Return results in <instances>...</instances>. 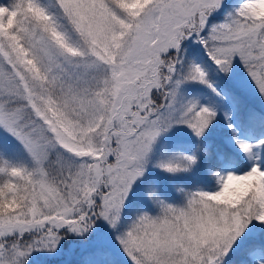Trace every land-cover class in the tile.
Listing matches in <instances>:
<instances>
[{
    "label": "snow or ice",
    "instance_id": "snow-or-ice-1",
    "mask_svg": "<svg viewBox=\"0 0 264 264\" xmlns=\"http://www.w3.org/2000/svg\"><path fill=\"white\" fill-rule=\"evenodd\" d=\"M61 256L264 264V0H0V264Z\"/></svg>",
    "mask_w": 264,
    "mask_h": 264
},
{
    "label": "rangeland",
    "instance_id": "rangeland-1",
    "mask_svg": "<svg viewBox=\"0 0 264 264\" xmlns=\"http://www.w3.org/2000/svg\"><path fill=\"white\" fill-rule=\"evenodd\" d=\"M233 2L235 4H238L241 2V0H233ZM219 19V18H218ZM199 49L197 48H193V53L194 54H198ZM240 72V69L237 68V73ZM193 89H185V95L186 96H191L193 93ZM243 103L245 105L251 104L254 105L255 107H257L258 109L261 107V103L260 100L257 96V94L254 92V89L251 86H247L246 87V95L244 97ZM226 108H230L231 105H225ZM222 126L218 125L217 126V131L220 130ZM191 141V135L187 130H180L178 132L175 133V137L174 140L172 142V154H176L179 155L182 152H184L187 149H190L192 147L191 143H189ZM153 174L155 175H159L162 185H163V191H164V195L167 196L168 198H170L173 201H178L180 199L179 194L175 193L170 187V184H177L179 179L182 177H186V175H181V176H177L175 179H169L166 175L160 174L158 173L157 170H153ZM212 185L208 186L211 187ZM74 243V241L69 240L65 245H64V250L65 252H67V250L69 249V247H71V245ZM118 261L119 264H128V260L126 257L124 256H118ZM52 264H78L77 259L75 257H72L71 259H69L66 256H61L56 258Z\"/></svg>",
    "mask_w": 264,
    "mask_h": 264
},
{
    "label": "trees",
    "instance_id": "trees-1",
    "mask_svg": "<svg viewBox=\"0 0 264 264\" xmlns=\"http://www.w3.org/2000/svg\"><path fill=\"white\" fill-rule=\"evenodd\" d=\"M178 182L180 184H189L190 185V184L194 183V180H193L192 177L186 176V177L180 178ZM200 186H204V185L203 184H200ZM208 186H210V185H208Z\"/></svg>",
    "mask_w": 264,
    "mask_h": 264
}]
</instances>
